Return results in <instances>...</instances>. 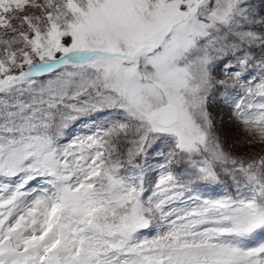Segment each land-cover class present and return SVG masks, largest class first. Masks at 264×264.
I'll return each instance as SVG.
<instances>
[{
  "label": "snow or ice",
  "instance_id": "snow-or-ice-1",
  "mask_svg": "<svg viewBox=\"0 0 264 264\" xmlns=\"http://www.w3.org/2000/svg\"><path fill=\"white\" fill-rule=\"evenodd\" d=\"M261 233L264 8L0 0V264H264Z\"/></svg>",
  "mask_w": 264,
  "mask_h": 264
},
{
  "label": "rangeland",
  "instance_id": "rangeland-1",
  "mask_svg": "<svg viewBox=\"0 0 264 264\" xmlns=\"http://www.w3.org/2000/svg\"><path fill=\"white\" fill-rule=\"evenodd\" d=\"M251 3L253 5L254 8H256L257 10L264 8V0H251ZM218 72L220 74V77H223V64H221L218 68ZM255 74V73H254ZM226 119V117H225ZM82 127V125H76L73 129H72V135H75L78 133L79 129ZM229 143H231V141H229ZM202 191H206V190H202ZM217 191H222V189H217ZM208 194H212V193H208ZM257 240H264V233H261L258 237Z\"/></svg>",
  "mask_w": 264,
  "mask_h": 264
}]
</instances>
